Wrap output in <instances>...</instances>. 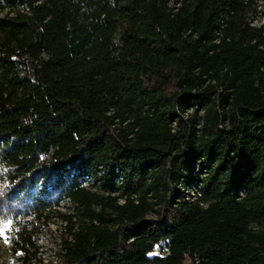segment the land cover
I'll use <instances>...</instances> for the list:
<instances>
[{
    "label": "trees",
    "instance_id": "16d2710c",
    "mask_svg": "<svg viewBox=\"0 0 264 264\" xmlns=\"http://www.w3.org/2000/svg\"><path fill=\"white\" fill-rule=\"evenodd\" d=\"M258 2L0 0L6 250L58 216L57 264H264Z\"/></svg>",
    "mask_w": 264,
    "mask_h": 264
},
{
    "label": "rangeland",
    "instance_id": "374dc122",
    "mask_svg": "<svg viewBox=\"0 0 264 264\" xmlns=\"http://www.w3.org/2000/svg\"><path fill=\"white\" fill-rule=\"evenodd\" d=\"M257 14L253 23H259L263 19L264 6L258 2L256 5ZM150 215H154L153 212ZM13 222L7 221L5 225L0 226V262L5 264H22L23 259L19 254H13L6 250L8 238L12 233ZM48 228L45 229L37 239L39 243V253L36 259L27 262V264H57L55 249L60 240V234L63 229V222L58 216H52L47 222ZM156 250V249H155Z\"/></svg>",
    "mask_w": 264,
    "mask_h": 264
}]
</instances>
